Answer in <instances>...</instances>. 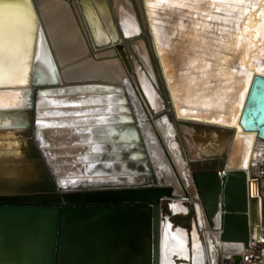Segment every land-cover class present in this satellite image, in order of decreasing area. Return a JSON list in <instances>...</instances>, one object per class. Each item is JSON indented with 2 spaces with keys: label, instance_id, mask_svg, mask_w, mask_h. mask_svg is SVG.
<instances>
[{
  "label": "bare ground",
  "instance_id": "1",
  "mask_svg": "<svg viewBox=\"0 0 264 264\" xmlns=\"http://www.w3.org/2000/svg\"><path fill=\"white\" fill-rule=\"evenodd\" d=\"M256 73L264 0H0V264H261L264 138L240 119ZM213 169L245 173L248 243L221 237L228 194L207 216ZM51 181L56 201L15 193ZM141 186L164 194L68 198Z\"/></svg>",
  "mask_w": 264,
  "mask_h": 264
},
{
  "label": "water",
  "instance_id": "2",
  "mask_svg": "<svg viewBox=\"0 0 264 264\" xmlns=\"http://www.w3.org/2000/svg\"><path fill=\"white\" fill-rule=\"evenodd\" d=\"M240 119L244 121L245 128H257V134L264 138V75L254 74L252 84L244 103ZM191 123V122H189ZM197 127H218L213 125L204 124V122L194 123ZM219 128V127H218ZM227 129V128H226ZM29 136L33 139V129L29 130ZM37 148V147H36ZM38 151V148H37ZM40 151V152H39ZM38 151L40 157H42L41 150ZM225 155H203L198 158V168H203L208 165L209 168H213L220 163L222 167ZM43 159V157H42ZM45 164V163H44ZM46 165V164H45ZM207 168V167H206ZM196 183L200 190L201 198L207 213L208 218L212 222L213 216L219 209L225 205V200L221 203V196L228 194L230 198H233V207L231 210H227L223 213V230L221 232L222 238H245L247 243L249 240V225L246 214H243L242 210H246L248 207V191L247 182L244 172H230L221 175L220 170H199L196 172ZM50 186L47 189L37 187L34 190L25 191L21 190L15 193H50L47 191H55L54 182L51 181ZM163 189L157 186H141L134 187L128 190H104L94 189L80 191L68 196L69 199L76 201H105L109 199H133L144 200L153 204L159 200V197L164 194ZM44 194L42 196H36L32 201H43L45 199L58 200L60 197L56 194ZM48 197V198H47ZM9 196H3L0 194V205H6ZM42 198V199H40ZM156 206V204H154ZM58 210V208H57ZM240 258V257H239Z\"/></svg>",
  "mask_w": 264,
  "mask_h": 264
},
{
  "label": "built area",
  "instance_id": "3",
  "mask_svg": "<svg viewBox=\"0 0 264 264\" xmlns=\"http://www.w3.org/2000/svg\"><path fill=\"white\" fill-rule=\"evenodd\" d=\"M262 245V244H261ZM260 252V254L261 253H263L264 252V247L263 246H261L259 249H258ZM251 254H253V253H251ZM264 254V253H263ZM247 258V257H246ZM254 259H257V255H256V257H253ZM259 258V262L261 263V264H264V259L262 260V257H258ZM246 264H252V263H246ZM256 264H257V261H256Z\"/></svg>",
  "mask_w": 264,
  "mask_h": 264
},
{
  "label": "rangeland",
  "instance_id": "4",
  "mask_svg": "<svg viewBox=\"0 0 264 264\" xmlns=\"http://www.w3.org/2000/svg\"><path fill=\"white\" fill-rule=\"evenodd\" d=\"M142 230H144L146 232V228L145 227H142Z\"/></svg>",
  "mask_w": 264,
  "mask_h": 264
}]
</instances>
